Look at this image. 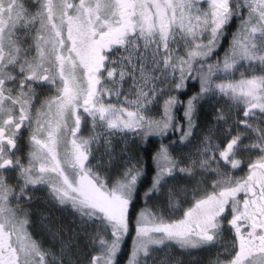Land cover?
Listing matches in <instances>:
<instances>
[{"label": "snow or ice", "instance_id": "obj_1", "mask_svg": "<svg viewBox=\"0 0 264 264\" xmlns=\"http://www.w3.org/2000/svg\"><path fill=\"white\" fill-rule=\"evenodd\" d=\"M0 264H264V0H0Z\"/></svg>", "mask_w": 264, "mask_h": 264}, {"label": "trees", "instance_id": "obj_2", "mask_svg": "<svg viewBox=\"0 0 264 264\" xmlns=\"http://www.w3.org/2000/svg\"><path fill=\"white\" fill-rule=\"evenodd\" d=\"M130 243V242H129Z\"/></svg>", "mask_w": 264, "mask_h": 264}]
</instances>
